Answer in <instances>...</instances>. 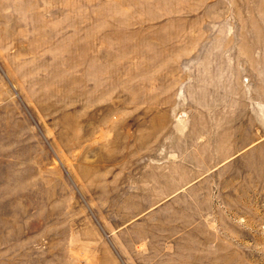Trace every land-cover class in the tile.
Listing matches in <instances>:
<instances>
[{
    "label": "rangeland",
    "instance_id": "1",
    "mask_svg": "<svg viewBox=\"0 0 264 264\" xmlns=\"http://www.w3.org/2000/svg\"><path fill=\"white\" fill-rule=\"evenodd\" d=\"M0 264H264V0H0Z\"/></svg>",
    "mask_w": 264,
    "mask_h": 264
}]
</instances>
